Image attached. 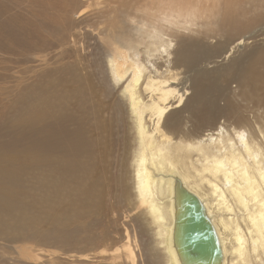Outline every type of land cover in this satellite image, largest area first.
I'll return each instance as SVG.
<instances>
[{"label": "bare ground", "instance_id": "obj_1", "mask_svg": "<svg viewBox=\"0 0 264 264\" xmlns=\"http://www.w3.org/2000/svg\"><path fill=\"white\" fill-rule=\"evenodd\" d=\"M6 1L0 77H21L0 109V242L11 249L1 257L66 246L138 264L135 239L117 227L137 210L151 233L143 263L264 264V52L248 42L264 34V0H26V14ZM86 15L105 18L103 35L90 31L97 52L87 24L72 22ZM27 74L36 78L23 86ZM118 128L122 177L106 161ZM193 200L215 249L204 257L186 246ZM36 219H68L71 231L35 235Z\"/></svg>", "mask_w": 264, "mask_h": 264}, {"label": "rangeland", "instance_id": "obj_2", "mask_svg": "<svg viewBox=\"0 0 264 264\" xmlns=\"http://www.w3.org/2000/svg\"><path fill=\"white\" fill-rule=\"evenodd\" d=\"M0 1L7 2L6 0H0ZM79 1L81 2L82 0H79ZM14 2H17V4H18L16 11L21 12L23 14H26V8L29 7L27 1L26 0H14ZM175 2L176 1L174 0V3ZM7 3H9V2H7ZM83 4H84V2H83ZM95 9H97V7H91L90 11L94 12V11H96ZM118 11L119 10H117V13L120 12V11L119 12ZM49 12H51V11H49ZM101 19L102 18H98V17L93 18V17H89L87 15L83 16V17H81L79 19H77L76 16H74V18H72V22L76 23L77 25H79L81 27H83L84 31H85L86 26H87L88 29H86L87 31L85 33L87 35V38H89L87 40L88 41V45L90 47H94V51L95 52H97L95 47L97 45H99V42H98L99 40L97 41L96 39H97V37H100V36L98 35L99 33H96L95 37H90L91 36V32L90 31H93L94 29L98 28V30L96 29V32L99 31L102 34L103 31H100L101 30L100 27H101V25H103L105 18L102 19L103 22H102ZM94 20L98 24L95 23ZM121 20H123L122 23L125 21L123 23V26H124V24L125 25L127 24L125 26V28L122 29L121 32L122 33L125 32L126 35L132 34V29H130V28H132L134 26L133 25L131 26L130 23L126 22V20H124V16L121 17ZM84 25H86V26H84ZM89 25H90V27H89ZM184 33L185 32H183V34ZM183 34L181 33L179 35H183ZM188 35H189L188 33H185V35L182 36V37H186ZM263 35H261V36H257L256 35V37L249 39V41H248L249 42V46H255L256 48L260 49L259 51L264 52V36ZM105 36H103V37L105 38ZM91 39H93V40H91ZM12 74H16V75L15 76H5L4 75V76L0 77V109L4 108L5 105L10 103L12 98L16 94V92L13 90L14 88H11V86L13 84H17L18 82H20V77L21 76L18 75L19 73H12ZM28 75L30 76V74H27L25 76V78L26 77L29 78ZM6 77H12L11 79H13V80L10 83H5L4 79ZM31 77H32V79L29 78V80H27V78L26 79L24 78V80L21 81V82H23V86L32 83L33 79L36 78V74H34V76L32 75ZM8 84H10V85L8 86ZM234 87H235V83H233L231 85V89H233ZM112 92L113 93H111V96L113 98V96L116 94V90L112 89ZM238 100H241L243 102V103L242 102L240 103L242 107H239L238 113L241 114L244 117L245 120L249 121V119L253 118L255 113L254 114L251 113L250 105H247L246 102H244L241 98H238ZM10 110H11V106L9 105L4 110V112L10 111ZM260 110H262V109L260 108ZM114 133L120 134V135L119 136H114V139L117 142L115 140L113 141V151L106 158V161L109 164L108 175L109 176L111 175V176H114V177H122V174H123L124 169H125V164H124L125 152L123 150L124 143H123V139H122L121 135L126 136V137H128V135H127V133H122V131L119 128ZM128 133H129V131H128ZM111 155H117L118 159L114 160ZM126 161H127V157L125 158V163H126ZM98 164H100V163L98 162ZM140 211H142V209ZM128 215H129L128 217H123L122 216V219H124V220H121V222H120V220H118L119 218H117V220H118L117 227H118V229L119 228L122 229V226L119 225V224L123 223L124 225H126L128 233H131V236L135 239V243L133 242L132 246L134 247L135 255L138 256V264H140L141 261H142V264H146V263H143V261L145 260V257L147 255H151L153 253V251H151L150 248H149V243L151 242V233L148 232V230H146L148 228H146L145 226H143V224H141L140 222L137 221V215H139L137 210H134L132 213H130ZM70 223H69L68 219L67 220L58 219L56 221L55 220L52 221V220H48V219H36L30 224L31 226L29 227L28 232H32L35 235H38V236H41V237H43L44 234L48 233V235L52 236L53 238L54 237H60V239L65 240L66 239L65 236L69 235V233L71 231V225L72 224H70ZM142 227L146 228L144 233H142V230H141ZM3 237H5V236L0 235L1 239ZM135 245H137L136 247L138 248V250L135 248ZM26 246L28 247V246H34V245L28 243V245H26ZM2 248L7 249L9 252L11 251V249L6 244H4L3 241L1 240V242H0V263L1 264H2V262H3V264H46L49 259H52V256H51L52 252L53 253H57L56 255H54L55 256L54 259H55V262L57 264H99V261H96L95 257L97 255H95V254H94V257H93L94 259L88 258V257L84 258V256H83V255H85L84 253H73V252H70V253H68L66 255L64 252L69 250V247H66V246L65 247H60V249H58L56 246H54V247H46L44 249L45 251L42 252L43 254L39 253V251L36 250V247L31 248L34 251H29L28 250V253H26L25 255H24V252L22 253V252H20L21 250L18 251V249H17L18 252L13 253L14 256H16V257H13L15 259H13V258L9 259V257L6 256V255H3V258H2L1 257L2 256ZM20 249H22V248H20ZM14 250H16V249L14 248ZM29 252H30V254H29ZM36 256H38V257H36ZM139 256H140V258H139ZM42 258H45V259H42ZM39 259H42L43 261L39 260ZM77 260H79V261H77ZM160 262H161V260H160Z\"/></svg>", "mask_w": 264, "mask_h": 264}, {"label": "water", "instance_id": "obj_3", "mask_svg": "<svg viewBox=\"0 0 264 264\" xmlns=\"http://www.w3.org/2000/svg\"><path fill=\"white\" fill-rule=\"evenodd\" d=\"M184 224L188 227V238L186 239V246L189 254L192 253L204 257L208 254H214L215 249L213 246L212 236L209 233L208 224L205 222L204 217L200 211L197 202L193 200L191 206L187 208L186 219ZM204 233V234H203ZM204 235L202 238L201 236ZM193 238V241L190 240ZM207 242V244L205 243Z\"/></svg>", "mask_w": 264, "mask_h": 264}]
</instances>
